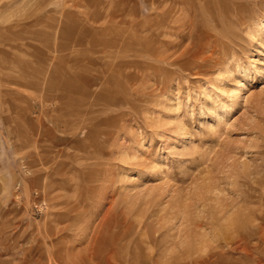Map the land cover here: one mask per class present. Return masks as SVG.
<instances>
[{
  "label": "rangeland",
  "instance_id": "374dc122",
  "mask_svg": "<svg viewBox=\"0 0 264 264\" xmlns=\"http://www.w3.org/2000/svg\"><path fill=\"white\" fill-rule=\"evenodd\" d=\"M0 264H264V0H0Z\"/></svg>",
  "mask_w": 264,
  "mask_h": 264
},
{
  "label": "bare ground",
  "instance_id": "6f19581e",
  "mask_svg": "<svg viewBox=\"0 0 264 264\" xmlns=\"http://www.w3.org/2000/svg\"><path fill=\"white\" fill-rule=\"evenodd\" d=\"M253 256V255H252ZM253 258V257H252ZM256 261V260H255Z\"/></svg>",
  "mask_w": 264,
  "mask_h": 264
}]
</instances>
